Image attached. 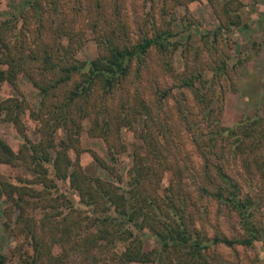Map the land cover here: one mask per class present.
<instances>
[{
  "label": "trees",
  "instance_id": "trees-1",
  "mask_svg": "<svg viewBox=\"0 0 264 264\" xmlns=\"http://www.w3.org/2000/svg\"><path fill=\"white\" fill-rule=\"evenodd\" d=\"M38 1H28L34 15L41 19L29 36L26 26L17 29L14 21L19 19L13 14L0 18V54L4 57L0 61V89L4 82L16 89L17 77L25 74L40 93L38 109L29 107L22 95L3 97L0 94V123L13 125L22 139L14 149L0 137V165L21 168L32 175L31 178L20 176L17 182L0 179V201L7 203L2 208L4 222L0 221V231L7 237L26 240L14 243L18 248V264H219L214 255L208 257L206 251L210 246H248L259 240L261 236L252 215L256 207L253 198L248 193L241 196V186L225 172L227 168L220 162L223 155L217 147L228 139L229 151L241 157L242 164L249 170L256 162L250 163L246 146L264 143V131L249 128L251 122H236L225 127L213 117V108L209 109L210 114L202 112L203 106H208L213 98L219 99L230 91V72L238 78L242 74L238 73L240 59L238 64L230 65L231 54L219 48L221 41L229 39L223 30L229 34L235 25V21L229 19L228 6H222L226 17L213 29L194 31L191 25H185L180 31H155L128 45L107 44L106 41L104 48H108V54L101 53L85 66L86 63L80 61L78 64L71 59L74 45L79 43L75 42L72 29H68L65 22L66 26L60 28L47 26L42 18L46 11L44 7H37ZM24 9L22 16L26 15L27 6ZM234 15L239 20L240 16ZM175 36L179 39H174ZM195 37L199 38V44H194ZM179 46L186 57V75L179 77L180 84L194 91L197 110L186 105L187 96L183 93L172 117L166 103L170 89L158 87L159 97L155 98L153 92L151 99H139L137 107H129V124L138 113L143 115V120L141 128L136 129L141 142L132 152L125 186L86 172L81 158L86 151L81 141L83 132L103 141L113 162L117 161L119 151L126 150L120 135L124 124L122 111L113 112L110 102L122 82L133 75L131 64H138L134 73L142 77L149 68L146 57L151 50L166 55L168 50L174 51ZM205 50L207 55L203 56ZM233 56L239 55L234 53ZM203 65L212 68L210 79ZM196 81L200 86H195ZM135 95L140 97V94ZM129 97L117 107L124 111V102ZM23 114L36 121L35 131L26 129ZM84 118L89 125L86 131H81ZM258 118L262 120L263 116ZM199 121L206 123V130L193 129ZM186 128L202 160L194 170L190 165H178L174 158L182 143L179 131H186ZM89 151L99 167L122 180L118 169L93 149ZM169 168L175 175L174 182L171 180L161 188L162 175ZM254 168L264 175L260 162L257 161ZM186 172L187 178L191 172L190 178L194 181L191 185L198 191L215 196L236 212L237 224L243 230L241 235L214 234L209 241H203L197 231L192 235L190 224L196 200L188 190L192 186L186 185L184 189L181 185ZM198 172L203 177L202 182L193 178ZM59 182L77 192L79 207L70 206L68 211L61 209L69 199L64 192L54 194L50 191V188H60ZM207 184L217 186L210 192ZM11 212L15 214L14 222L6 220ZM134 228L149 230L157 238L159 247L145 249L143 239ZM0 264H7V252L1 248Z\"/></svg>",
  "mask_w": 264,
  "mask_h": 264
},
{
  "label": "rangeland",
  "instance_id": "rangeland-1",
  "mask_svg": "<svg viewBox=\"0 0 264 264\" xmlns=\"http://www.w3.org/2000/svg\"><path fill=\"white\" fill-rule=\"evenodd\" d=\"M28 1L0 0V18L3 19L13 14L16 19H19L16 22L14 21L17 29L21 26H26L29 30L26 31L27 36L33 33L32 31L36 29L37 23L41 20L34 15V11L29 7ZM37 5L39 8L44 7L46 11L43 12L42 18L47 26L55 25L60 28L65 25L63 24L65 22L67 24L65 26L68 29H72L74 40L79 43L74 45V54L71 59L78 64L82 61L86 63L85 66L98 55H102L101 53L103 55L108 54V48H104L106 41L107 44L128 45L129 43L140 41L142 36L152 35L155 31H163L165 29L180 31L185 25H191L194 31L213 29L220 19L226 17L223 14L222 6H228L227 8L230 9L228 12L229 19L231 21L234 20L235 25L229 34H227L226 30H223L224 36L229 37V39L225 40V42L221 41L219 48L231 54L232 58L228 60L230 65L232 63L238 64L240 59L238 73L241 72L242 74L238 78V76L234 77L232 72H230L232 76L230 91H226L223 97L220 96L219 99L213 98L208 106H203L202 112L210 114L211 111L209 109L213 108L214 110L211 112L213 117L225 127L231 126L236 122L239 124L251 122L249 128L254 127L258 129L256 131H264V0H39ZM26 6L27 13L25 12L26 15L22 16ZM234 14L240 16L239 20L235 18ZM52 20L53 22L51 23L50 21ZM67 20L70 21V24ZM15 31L17 32V30ZM174 39H179V37L175 36ZM193 42L194 44H199L200 40L195 37ZM182 49L179 46L174 51L168 50L166 55L157 50H151L146 57V66L149 68L146 71V75L142 77L134 73L138 64L136 62L131 64V73L133 75L122 82L121 88L116 90L110 102L113 112L119 113L120 111L121 113L122 111L124 124L120 135L126 144V150L123 152L119 151L116 157L117 161L113 162L109 159L104 142L98 138L87 136L86 132H83L81 141L86 151L81 154V158L86 172L108 179L118 186H125L132 165V152L137 144L140 145L141 142L139 131H136V129L141 128L143 120V115L138 113L133 123L129 124L128 115L130 113H128V110L129 107H137L138 102H140L139 99L147 100L148 97L151 99L150 95L153 92L155 93V98L159 97L158 94L161 90L158 87H169L170 89L171 94L167 98L166 103L172 117L175 114L174 107L183 98V93L187 96L186 105L189 104L190 107L192 106L197 110L198 106L193 95L194 91L191 88L183 87L179 80L181 75H186V69L184 71L186 57L184 58V54L182 55ZM234 53L239 56H233ZM202 54L203 56L204 54L207 55V51H202ZM3 59V54H0V61H3ZM202 69L206 72L207 79H210L213 73L212 68L203 65ZM194 73H196V70H194ZM146 78L152 79V81L149 82ZM222 78L226 79L227 76ZM228 82L229 79H227ZM196 85L200 86V83L196 81ZM16 87L17 90L13 85L4 82L0 89L1 96L21 97L22 95L29 107L33 109L40 107L39 90L33 85L28 76L25 74L18 76ZM156 89H158V92ZM135 94H140V97L137 98ZM130 95L132 96L129 97ZM127 97L129 98L124 102L126 108L123 111L117 106ZM259 116H263V119H259ZM247 118L249 120H246ZM22 120H24L23 122L28 131H35L36 121H32L30 117L27 118L24 114ZM88 125V120L84 118L81 131H86ZM205 125V122L199 121L193 126V129L197 131H200V129L206 130L207 127ZM187 131V128L186 131H179L182 143L174 158L178 161V165H190L194 170L202 163V160L195 150ZM0 137L8 141L14 149L19 147L22 140L13 125L5 122L0 123ZM228 141L225 138L224 144H220L217 147L218 152L223 155L220 162L227 168L225 170L227 175L241 186V196L248 193L253 198L256 207L252 215L256 222L255 226L259 230L258 235L261 238L248 246L242 244H236L234 247L223 244L212 245L206 252L208 257L214 255L219 264H264V175L254 168L257 161L264 167V143L262 142L261 144L260 142L253 147L249 144V146H246V152H248L246 156L250 158V163L256 162L250 165L249 170H246L242 164V159H240L241 157H237L229 151L230 145ZM92 149L107 163L110 162L111 166L113 165L118 169L122 180H118L114 175H111L95 163L89 154V150ZM227 155L229 159L225 158ZM50 171L51 169H49ZM189 173V178L185 176L187 172L183 176L181 185L184 189H186V185L192 186L191 184L194 182L190 178L191 172ZM195 175L198 176L196 177ZM195 175L193 178L202 182L203 177L200 173L198 172ZM20 176L31 178L32 175L29 172H24L21 168L0 165V179L17 182ZM174 177L173 170L167 169L162 175L161 188L173 180ZM196 183H198L197 180ZM216 186L206 185L211 190L210 192ZM59 187L58 189L55 187L50 188V191H54V194L64 192L69 199L63 204L61 209L68 211L70 206L74 207V209L79 207L80 198L77 192L62 182H59ZM188 190L196 200V208H193V222L190 224V229H193L192 235L193 231H197L204 238L203 241H209L214 234L232 237L243 233V230L237 224L238 216L235 211L225 207L215 196L204 194L201 190L198 191L195 185L191 188L189 187ZM6 205V202L0 201V221L2 222H4L1 215L2 208ZM83 209L87 211V208L83 207ZM14 215L12 212L9 213L6 220L9 221L10 219L14 222ZM134 230L143 239L145 249L154 246L159 247L157 238L149 230L146 229V232L144 230L137 231L135 228ZM15 241L18 244L26 242L24 237L18 240L16 237H7L3 231H0V248L7 252V264L20 263L18 261V248L14 245ZM10 255H13L12 258H9ZM131 264L143 263L133 262Z\"/></svg>",
  "mask_w": 264,
  "mask_h": 264
}]
</instances>
